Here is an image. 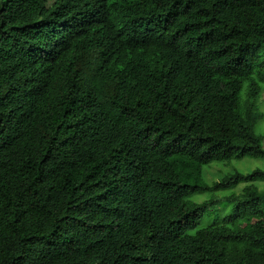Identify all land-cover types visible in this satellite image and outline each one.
<instances>
[{"label": "trees", "instance_id": "trees-1", "mask_svg": "<svg viewBox=\"0 0 264 264\" xmlns=\"http://www.w3.org/2000/svg\"><path fill=\"white\" fill-rule=\"evenodd\" d=\"M263 94L264 0H0V264H264Z\"/></svg>", "mask_w": 264, "mask_h": 264}, {"label": "rangeland", "instance_id": "rangeland-1", "mask_svg": "<svg viewBox=\"0 0 264 264\" xmlns=\"http://www.w3.org/2000/svg\"><path fill=\"white\" fill-rule=\"evenodd\" d=\"M261 111L264 114V94L261 97ZM262 127L264 128V118L262 120ZM240 162L242 163L235 162V163L228 164V165L222 164V163H214L211 166L206 167L204 173H205L208 183L212 184L213 182L218 181L224 176L231 175L235 171L234 164L236 168L240 169L241 172H244V173H247L253 170V168L255 167H264L262 161L243 159ZM262 185H264V183H262ZM245 187L246 185H240L235 190V192L239 194L244 190ZM207 199H209L208 196H204L199 201L201 202L202 200H207ZM218 209H220V207Z\"/></svg>", "mask_w": 264, "mask_h": 264}]
</instances>
